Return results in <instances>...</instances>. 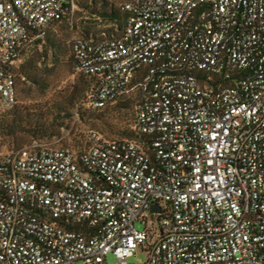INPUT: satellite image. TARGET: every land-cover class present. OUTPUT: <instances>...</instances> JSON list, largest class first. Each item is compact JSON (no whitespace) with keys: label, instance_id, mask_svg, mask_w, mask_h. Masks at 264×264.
I'll return each instance as SVG.
<instances>
[{"label":"built area","instance_id":"built-area-1","mask_svg":"<svg viewBox=\"0 0 264 264\" xmlns=\"http://www.w3.org/2000/svg\"><path fill=\"white\" fill-rule=\"evenodd\" d=\"M76 0H0V101L15 64ZM119 35L76 38L104 107L141 91L145 139L89 133L79 160L38 141L0 155V264H264V0H130ZM156 207L157 211L153 209ZM136 223L143 229L138 230Z\"/></svg>","mask_w":264,"mask_h":264},{"label":"rangeland","instance_id":"rangeland-1","mask_svg":"<svg viewBox=\"0 0 264 264\" xmlns=\"http://www.w3.org/2000/svg\"><path fill=\"white\" fill-rule=\"evenodd\" d=\"M128 1L76 0L73 14L51 25L44 43L32 44L23 52L15 64L17 104L5 108L0 101V155L35 141L77 151L89 145L91 132L106 140L131 139L134 132V101L131 97L98 112L85 110L87 115L96 116L81 119L83 110L77 111V106L84 97L87 84L74 69L72 52L73 42L78 37L119 35L126 22L122 5ZM17 117L25 119L22 125L26 128L23 131L8 130ZM37 127L45 128L47 135L44 136ZM136 228L141 230L143 226L136 223ZM147 260V251L139 247L131 254L129 263L144 264ZM107 262L115 264L116 259L109 255Z\"/></svg>","mask_w":264,"mask_h":264},{"label":"trees","instance_id":"trees-1","mask_svg":"<svg viewBox=\"0 0 264 264\" xmlns=\"http://www.w3.org/2000/svg\"><path fill=\"white\" fill-rule=\"evenodd\" d=\"M113 15L114 14H112V18H113ZM127 17H128V15L126 14L125 17H124V19L125 18L127 19ZM47 32H48V30H47ZM47 32H46V35H45V38L44 39L36 40L32 44L39 45L41 43H44L45 40H46V38H47ZM80 38H83L85 40L93 39V38H88V37H80ZM72 52H73V50H72ZM73 62H74V69H75L76 73H78L81 77H83L84 80L86 81V84H87L86 92L84 94V97L80 101L79 105L77 106V111L83 110L81 112V119H85V116H87V118H89V119H92V118H94L96 116L94 114L87 115L85 113L86 112L85 110L92 111V112H98V111L103 110L105 107H108V106H110L112 104L121 102V100H123V99H125L127 97H131L133 99V101H134V123H133V126H132L134 132L131 134V139H126V140L136 141V142H138L140 144L145 139V137L144 136H141L140 134H138L137 131H136V129H135L136 121H137V114H138V107H139V104H140V101H141V91H140L139 86L137 85V83L140 82V81L138 80V81H135L134 82L133 90L129 94H126V95H123V96L114 98L113 100L109 101L104 107H101V108L100 107H95L91 103V101L89 100V96L95 90V88L97 87V85L99 83V76L98 75H85L82 72L78 71L77 70V66H76L75 57H74V52H73ZM12 72L14 74L15 81L17 82V77H16L15 70H13ZM16 104H17V102H16ZM16 104L13 107H15ZM78 115H80V113H78ZM63 116H66V114L64 113ZM23 121H25L24 118H20V120H19L18 117H17V119H15L14 122L8 126V130L11 129V130H16V131L17 130L23 131L26 128V127H23V125H22V122ZM5 127H7V124L5 125ZM37 128H38V130H41L42 133H45L44 136L47 135V132L48 131H46L45 128H43V127H37ZM90 145L91 144L89 143V145L87 147L82 148V149L77 150V151H71V150H68V149H65V150H67L69 153H71L74 156L75 160L78 161L79 158H80V156H81V154L83 152L87 151L89 149Z\"/></svg>","mask_w":264,"mask_h":264},{"label":"water","instance_id":"water-1","mask_svg":"<svg viewBox=\"0 0 264 264\" xmlns=\"http://www.w3.org/2000/svg\"><path fill=\"white\" fill-rule=\"evenodd\" d=\"M153 211H154V212H156V211H157L156 207H154Z\"/></svg>","mask_w":264,"mask_h":264}]
</instances>
